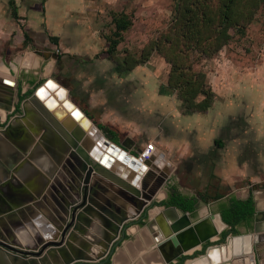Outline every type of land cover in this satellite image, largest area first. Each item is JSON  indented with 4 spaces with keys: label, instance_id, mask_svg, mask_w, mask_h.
Masks as SVG:
<instances>
[{
    "label": "crops",
    "instance_id": "1",
    "mask_svg": "<svg viewBox=\"0 0 264 264\" xmlns=\"http://www.w3.org/2000/svg\"><path fill=\"white\" fill-rule=\"evenodd\" d=\"M143 2L154 4L156 0H0V115L5 119L14 110L17 96L28 99L39 90L40 102L45 104L55 100L60 104L55 112L64 113L62 118L73 122L69 134L80 128L92 147L103 150V146L99 145L101 139H96L91 132L88 133L75 114L63 110L70 98L86 115L85 109L101 112L105 125L126 139L120 143L116 138H109L102 130L101 132L134 159V151L145 149L149 141L157 144L159 152L153 159L157 160L145 165L147 173L139 184L141 192L150 195L154 193L149 201L157 198V189L162 186L161 180L164 179L166 184L163 186L168 191L158 200L169 199V189L175 188L181 195L197 201L196 210L192 213L197 219L209 213L223 217L222 208L230 207L233 200H252L255 211H264V81H255L252 73L243 78L228 77V87L220 86L219 77L216 87L213 86L215 99L204 113L185 115L173 111L171 107H161L158 98L152 99L157 101L158 109H169L178 119H201V133L194 132L198 133L194 135L193 132H188L179 143H173L170 136L160 131L159 124H147L131 131L121 118L119 108L128 101H148L151 98H145L141 91L142 83L130 78L138 76L140 67L135 68L130 76H123V70L109 53L108 40L110 36L116 35L114 33H123L121 20L126 19L129 11L135 12L137 17L142 14ZM134 24L137 29L136 20ZM220 73L233 71L222 69ZM54 74L62 79H70L71 83L66 86L64 80L53 79ZM51 85L55 89H51ZM45 89L49 91L46 102L41 96ZM242 89H247L249 93L247 96L237 97ZM219 105L223 107L219 108ZM27 108L36 115L32 113L29 117H33L32 119L21 121L16 126L24 127L33 135L30 127L40 131V138H43V142L40 141L43 163L41 167L35 164V168L39 169L44 179L48 177L45 169L56 167L58 172H55V181L69 182L67 179L71 177L72 169L69 165L60 167L58 164L61 153L59 135L45 123L43 115L35 105L29 103ZM221 111L224 114H220ZM222 115H226V118H222ZM222 120H226L227 124L221 123ZM59 121L60 124L65 122ZM90 121L93 128L98 127L91 117ZM121 166L125 170L129 169L126 164L121 163ZM120 177L124 179L122 175ZM101 182L104 200L101 198L100 203L108 210L123 209L132 214L126 207L128 204L131 206L128 199L114 190L109 181ZM45 206L56 216L50 205ZM131 207L135 209L134 206ZM166 207L164 204L155 207L149 213V219L157 218ZM39 214L44 223L54 226L47 215L43 212ZM31 221L34 222L33 218ZM146 222L144 226L137 223V226L129 230V234H137V237L127 243L117 264H129L134 259L140 264H165L155 247L154 234L158 232L157 226L150 229ZM97 226L99 232L95 229L88 231L101 239L100 232L104 227L99 222ZM240 227L251 231L253 219L250 223L239 225L235 230L238 231ZM26 228L30 226L26 225ZM226 228L229 231L233 229L229 225ZM31 230L28 229L35 239V231L32 228ZM43 231H46L45 228ZM76 234L73 242L75 248L85 256L95 257L90 252V249L97 248L92 245L94 240L84 233Z\"/></svg>",
    "mask_w": 264,
    "mask_h": 264
},
{
    "label": "rangeland",
    "instance_id": "2",
    "mask_svg": "<svg viewBox=\"0 0 264 264\" xmlns=\"http://www.w3.org/2000/svg\"><path fill=\"white\" fill-rule=\"evenodd\" d=\"M141 4L144 6L142 14L137 17L135 12L129 11L126 19L121 20L123 33H114L116 35L110 36L108 40L109 44L118 42L112 57L122 68L123 76H130L135 68L140 67L138 76L130 78L142 83L141 91L145 98H151L148 101H128L125 106L119 108L121 118L129 130L133 131L147 124H159L160 131L170 136L175 144L183 140L188 132L201 133L203 128L199 117L178 119L169 109H158L157 101L152 100L158 98L163 108L171 107L173 111L176 110L185 115L191 114L181 100L180 84L171 81L174 70L185 74L186 78L190 76L193 83L201 84L206 92H211L213 94L209 98L211 105L215 99L213 86L216 87L219 77H221V87H228V77L243 78L250 73L255 81H264V0H156L154 4H146V2ZM134 20L137 21V29L134 28ZM165 51H168V57L171 60L164 56ZM222 69L233 71V73L221 74ZM52 78L64 80L66 86L71 83L70 79L66 77L62 79L55 74ZM247 93L249 91L244 89L237 97L247 96ZM206 97L205 94L201 95L197 101H203ZM25 99L21 95L17 96L14 110L7 114L12 116L11 121L15 116L22 114L21 108ZM222 107L219 105V108ZM85 111L107 137L116 138L120 143L126 139L105 125L104 115L101 112L86 109ZM220 114L224 112L221 111ZM222 118L225 119L226 115H222ZM221 123L227 124L226 120H222ZM5 124L6 120L0 115V130L4 129ZM133 154L139 156L140 153L137 150ZM195 161L200 163L198 158H195ZM72 172L76 176L74 171ZM67 180L69 182L60 181L63 187L55 185L58 192L65 193L64 188L71 189L69 187L72 183L71 177ZM57 191L54 190V194L59 197ZM167 191L166 186L158 188V196L155 197L152 208L147 209L132 224L126 225V236L115 246V252L109 255L107 264H117L122 252L126 250L127 243L134 241L137 237V234H129V230L137 226V223L144 226L147 219L144 214L164 204L168 199L159 201L158 198L165 195ZM192 217L197 220L195 216ZM26 223L24 222V225H29L28 229L32 231L31 225ZM250 232L240 227L237 233L231 234L229 229H225L224 233H227V236L223 238L221 235L219 244H225L227 237L241 236ZM74 236L76 237L77 234ZM121 237L122 235L119 238ZM147 252L149 253L148 250ZM262 256L264 258L263 254ZM251 257L257 260L255 252ZM198 263L200 264L201 261ZM129 264H140V262L134 259Z\"/></svg>",
    "mask_w": 264,
    "mask_h": 264
},
{
    "label": "water",
    "instance_id": "3",
    "mask_svg": "<svg viewBox=\"0 0 264 264\" xmlns=\"http://www.w3.org/2000/svg\"><path fill=\"white\" fill-rule=\"evenodd\" d=\"M39 93L40 91L37 90L30 98L23 101L22 114L15 116L14 120L28 119L33 112L24 106L28 102L35 105L43 115L45 123L60 137L63 156L59 158V166L70 165L77 177L72 174V183L69 186L71 191L64 188L65 193L57 191L56 184L61 187L64 185L51 178L54 173L44 178L45 182L40 190L41 193L38 191L39 189H36L38 199L44 197L46 192L49 191L48 198L56 204V206L51 205L49 199L45 198L44 203L50 205L56 214V220L51 218L56 229H52V235L50 236L41 235L31 221L30 217L34 215V207L30 206V203H35L38 199L33 197L35 192L26 189L25 185L28 182L25 185L13 186L9 178L3 182L0 181V259H3L4 264H45L44 262L52 253L66 250L76 234L75 232L84 233L86 231L85 229L89 223V210L98 206L96 205L98 204L96 197L99 198V193L103 192L101 181L107 180L113 186L119 187L125 194H130L137 199L143 197L148 201L154 197V193H151V195L146 194L141 192L139 188V181L145 173V168L136 161V158L131 160V155L121 151V146L106 138L98 127L93 128L91 133L96 139H101L99 145L103 146V150L92 147L85 139L80 128L69 134L64 127L66 125L60 124L59 121L63 115L61 116L59 112L58 114L55 111L53 112L52 107L50 108L48 105L49 101L45 104L40 102ZM72 110L73 115L77 113L76 110ZM85 119L90 121L88 117L83 118V122ZM70 122L72 123L71 120ZM0 131L7 134L8 137L10 134L12 143L22 144L25 150L31 147L28 145L31 144L32 139L24 127L14 128L11 121L6 129ZM123 146L127 147V144ZM70 151H73V154ZM141 151L142 149H139L138 153ZM69 154L76 160L77 165H72V162L67 160L65 156ZM28 161V159L25 160L24 164ZM121 163L129 164L127 165L129 169L125 170ZM147 164H150V162H147ZM57 170L55 167V172ZM120 174H123L125 179L121 178ZM93 175L99 177L95 182H93ZM161 182L162 186L166 184L164 179ZM4 188H8V194L10 195H4ZM54 190L57 191L59 197L55 196ZM15 197H19L20 200H16ZM154 201L155 198L150 203H141L140 206H137L138 216L122 213L117 218L119 226L115 228L116 236L108 243L105 252L102 254L95 255V257L85 256L83 252L73 256H62L61 254L63 261L60 260L61 258L58 255L56 257L59 258L61 264H105L109 260V255L115 252V246L125 238L126 225L132 224L147 209H151V206L155 204ZM40 205H36V207H40ZM144 216L147 219L150 218L149 213L144 214ZM24 222L32 226L35 231V239L32 238ZM146 226L150 229L157 226L158 232L154 234L155 247L163 257L165 264H176L180 259L182 263L184 262L183 264H187L189 261L194 262L200 258L206 259L208 264H233L235 260H248V263L251 264L263 263L264 211L262 210L255 211L253 229L250 233L227 237L225 244L217 243L220 241L225 229H227V224L222 216L217 217L213 213L195 220L192 213H184L175 206H169L163 209L154 220L149 219ZM120 235H122L121 238H119ZM248 235L252 237L250 254L244 250L234 253L227 259L224 258L218 263L215 262V258L211 256L213 248H217L223 254L224 246L227 248L233 247L230 242L232 238ZM24 240L27 244L24 243ZM254 252L257 255V260L251 257Z\"/></svg>",
    "mask_w": 264,
    "mask_h": 264
},
{
    "label": "bare ground",
    "instance_id": "4",
    "mask_svg": "<svg viewBox=\"0 0 264 264\" xmlns=\"http://www.w3.org/2000/svg\"><path fill=\"white\" fill-rule=\"evenodd\" d=\"M50 87H51V89H55L54 87H52V85ZM41 96L44 99V101L46 102L48 100V98H49L48 89H45L44 92H41ZM68 100L69 101H68V103H66L65 108H63V110L66 111V112L73 113L72 109H74V110L78 109L79 111L76 110L77 113H75V116L81 121V123L83 124V128L88 133H90L91 129L93 128L92 122L87 120V119H85L84 122H83V118H88V116L85 113H82V111L79 108H77V106H75L73 104V102L70 101V98ZM28 105H29V103H26V105L24 107L27 108ZM48 105H49L50 108L52 107L51 109H52L53 112L56 111L58 109V107L60 106V104L58 102H56L55 100H53V99H52V101H50L48 103ZM32 112H33L34 115H36V113L33 110H32ZM57 114H58V112H57ZM60 114H61V116L64 115V113L63 114L60 113ZM32 118H29V119H32ZM29 119H26V120L20 119L18 121L13 120L12 121V126L14 128H18L16 126L17 124H20L21 121H25L26 122ZM63 120L64 119L62 118L61 121L64 122L65 120L64 121ZM69 124H72V125H69ZM62 125H66L64 127H65L66 131L69 133V130H71L72 127H73V122L71 123L70 121L67 120ZM30 128L33 129V131H31V132H33L34 135L28 131V134L30 135L32 140H31V144L28 145L29 147L30 146L31 147L26 149V150L22 146V144L19 145V144L12 143L11 140H10L11 139L10 136L8 137L7 134H5L4 132L0 131V181L3 182L7 178H9L12 181L13 186H15V185L17 186L19 184L25 185V183L28 182L25 185L26 189H28L30 192L31 191L35 192L33 194V197L35 199L36 198L38 199V194L36 193V189H39L38 191L41 193L40 190L43 188V184H44L45 180L43 179V174L40 173L39 169L35 168V164L38 167H41L42 166L41 164L43 163V153H42L41 144H40V141L43 142V138H40V131L39 130L34 129L33 127H30ZM53 139L56 141V137L55 136L53 137ZM60 146H61V151H62L61 143H60ZM86 149H88V148H86ZM26 153H28V154H26ZM70 153L73 154V151H70ZM61 156H63L62 153H60V157ZM155 156H154V158H155ZM65 157H67V160H70L72 162V165H77L76 164V160L74 158H72V156L70 154L65 156ZM27 159L29 160L28 163L24 164L25 160H27ZM130 159L133 160L134 157L130 156ZM128 162L130 163L131 161H128ZM66 163H67V161H66ZM58 164H59V160H58ZM140 164H141V166H144L145 173L141 176V181H139V184L143 181V178H144L145 174L147 173V167L145 166L147 164L141 163V162H140ZM127 165H129V164H127ZM70 168H71V166H70ZM69 171L70 170H68V172ZM45 173L48 176H51L52 173H54L53 176H51V178L54 179L55 172H53V166L51 167V169H45ZM30 174H31V177H29ZM72 174L73 173L70 172L71 176H72ZM120 175L123 176V174H120ZM93 178H94L93 182H95L97 180V178H99V177L93 175ZM110 188H111V186H110ZM112 188L114 190H116L118 193H121V195L124 196L126 199H128V201L130 202L131 206H134L135 209H133L131 206H128L129 204L127 205L125 203L127 205L126 207H128L132 211V214H128L123 209H115V211H112L113 209L112 210H110V209L108 210V209L105 208V206H103L102 203H100V199L101 198L104 200V198L102 197L103 194H102V192H100L99 193V198L96 197V201L98 202V204H96V205H98V206L95 207L94 209L91 208L89 210V212H90V214L88 215L89 216V223H88L86 231L84 232V235L85 236H89L91 239H92V237H91L92 234L89 233L88 229H92V230L95 229L96 231L99 232V230L97 228L98 227L97 226L98 222L101 223L102 226L104 227V230L100 232L101 237L104 238V235L102 233L104 231H107V232H110V233H114V235L116 236L115 228H116V226H119L118 225L119 221L117 220V218L120 217V215L122 213H125L127 215H131V216H138L139 212H138L137 206H140L141 203H146V202L150 203L149 200L147 201L143 197L142 198L139 197L137 199L136 197H134V196H132L130 194L129 195L125 194L123 191L120 190V188H115V186H113ZM4 195L5 196L10 195V194H8V188H4ZM48 197H49V191L46 192L44 197L42 196V198H39L38 199L39 201L37 200L35 203H30V206L34 207V209H33V212H34L33 214L34 215L31 216V218H33V221H34L33 223L36 226V228L41 232V234H43V235L45 234V236L46 235H49V236L52 235V229H56L55 228L56 226H55L54 222L50 219V217H51L53 220H56V216L53 215L52 213H50V210L47 208V206H45L47 204L44 203L45 198H48ZM9 198H10V196H9ZM15 199L16 200H18V199L20 200L19 197H15ZM22 199H24V198L22 197ZM48 199H49V202H50L51 205L56 206V204L53 202V200L51 201L50 198H48ZM107 203L111 205L110 202H107ZM39 204H41L40 207H36V205H39ZM112 204H114V203H112ZM40 212H43L45 215H47L49 217V220L53 223L54 226H50L47 222L44 223L43 219L41 218V216L39 214ZM44 228H45L46 231H43ZM59 235H60V232H59ZM115 236H113V238ZM74 239L76 240L75 236L73 237L72 240H74ZM112 239L108 240V242H110ZM73 242L74 241H70V245H69V247H67L66 250H63L62 252L57 251L56 253L55 252L52 253V255H50L48 257V259L44 263L45 264H51L52 262H54L55 264H61L60 260L63 261V257L62 256H73V255L80 254L81 251H79V250H77L75 248V246L73 245ZM108 242H107V244L104 245V248L107 247ZM230 242H231V245L234 248L233 247L227 248L226 246H224L223 247V254L217 248H213L212 249L211 256H213V258H215V262L218 263V262H220V260H222L224 258L227 259L229 256L233 255L234 253H239L240 251H244V250L247 253L250 254V250H251V245L250 244L252 242V237L251 236L248 235V236H243V237L232 238ZM24 243L27 244L26 240H24ZM90 252H91V249H90ZM61 254H62V256H61ZM101 254H102V252H101ZM56 255H58L59 258H61V259L59 260V258L56 257ZM99 255H100V253H99ZM120 260H124V259H120ZM196 261H194L196 263L190 262V263H187V264H192V263L199 264L198 263L199 261L204 263L207 260L203 259V258H200V259H198ZM0 264H4L3 263V259H0ZM157 264H160V263H157ZM207 264H208V262H207ZM233 264H251V263H248V260H246V261L236 260Z\"/></svg>",
    "mask_w": 264,
    "mask_h": 264
},
{
    "label": "trees",
    "instance_id": "5",
    "mask_svg": "<svg viewBox=\"0 0 264 264\" xmlns=\"http://www.w3.org/2000/svg\"><path fill=\"white\" fill-rule=\"evenodd\" d=\"M225 11L227 9L225 8ZM118 42H111L109 53L114 56L115 51L117 49ZM170 49V48H169ZM167 50V49H166ZM168 51L164 52V56L168 57ZM174 64V62H173ZM122 69V68H121ZM177 70L173 71L171 76V81L174 83L180 84V96L183 102L184 107L188 112L191 113H204L211 107V101L209 100L212 97V93L206 92L204 88H202L201 84H196L192 82V78L189 76L185 77V74L178 73ZM173 85V84H172ZM207 95V97L203 101H197V99L201 95ZM219 199V198H217ZM164 205L167 207L175 206L179 208L182 212L194 213L196 210L197 201L193 198H188L177 192L175 188H171L169 199L164 202ZM255 214V205L252 200L248 201H238L233 200L230 207L222 208V215L225 223L231 226L234 230L236 227L243 223H250ZM237 233V230H235ZM227 236V233H224L223 238Z\"/></svg>",
    "mask_w": 264,
    "mask_h": 264
},
{
    "label": "flooded vegetation",
    "instance_id": "6",
    "mask_svg": "<svg viewBox=\"0 0 264 264\" xmlns=\"http://www.w3.org/2000/svg\"><path fill=\"white\" fill-rule=\"evenodd\" d=\"M14 115V114H13ZM11 117L12 116H9V115H7L6 117H5V120H6V124L4 125V129H6V127L8 126V124H10L11 123ZM3 129V130H4ZM9 136H10V134H9ZM12 142V141H11ZM103 233V235H104V238L103 237H101V239H99V238H97V237H95L94 236V234H92L91 235V237H92V239L94 240V242H93V244L92 245H95L97 248H94V249H96V250H94V249H91L92 251L91 252H93L92 254L93 255H99V253L101 254V252L103 253L104 251H105V249L106 248H104V245L105 244H107V242H108V240H110V239H112L113 238V236H115L114 235V233H110V232H107V231H104V232H102ZM230 233L231 234H235V230L234 229H232V230H230ZM111 234V235H110ZM101 235V234H100ZM222 235H224V233L222 234ZM110 238V239H109ZM96 240V241H95ZM109 243V242H108ZM217 244H219V242L217 243ZM197 262V261H196ZM196 262H194V263H196ZM180 263H182V260L180 259V260H178V262L176 263V264H180ZM184 263V262H183ZM182 263V264H183ZM187 263H190V261L189 262H187ZM194 263H192V264H194ZM200 264H207V261H205L204 263L203 262H201Z\"/></svg>",
    "mask_w": 264,
    "mask_h": 264
},
{
    "label": "built area",
    "instance_id": "7",
    "mask_svg": "<svg viewBox=\"0 0 264 264\" xmlns=\"http://www.w3.org/2000/svg\"><path fill=\"white\" fill-rule=\"evenodd\" d=\"M158 152L159 149L157 144L155 142H149L145 149L140 152L139 156H136L135 158L139 163L147 164V162H156L157 159L153 160V158Z\"/></svg>",
    "mask_w": 264,
    "mask_h": 264
}]
</instances>
